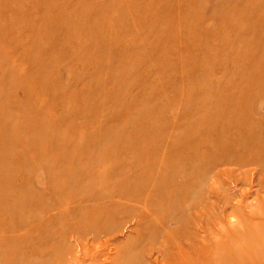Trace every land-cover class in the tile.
I'll return each instance as SVG.
<instances>
[{"label":"rangeland","instance_id":"obj_1","mask_svg":"<svg viewBox=\"0 0 264 264\" xmlns=\"http://www.w3.org/2000/svg\"><path fill=\"white\" fill-rule=\"evenodd\" d=\"M0 264H264V0H0Z\"/></svg>","mask_w":264,"mask_h":264}]
</instances>
